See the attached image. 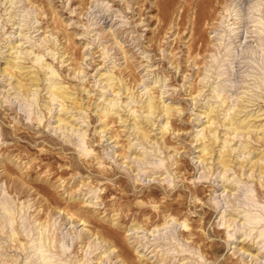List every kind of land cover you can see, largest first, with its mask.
Returning a JSON list of instances; mask_svg holds the SVG:
<instances>
[{"label":"rangeland","instance_id":"rangeland-1","mask_svg":"<svg viewBox=\"0 0 264 264\" xmlns=\"http://www.w3.org/2000/svg\"><path fill=\"white\" fill-rule=\"evenodd\" d=\"M0 264H264V0H0Z\"/></svg>","mask_w":264,"mask_h":264}]
</instances>
